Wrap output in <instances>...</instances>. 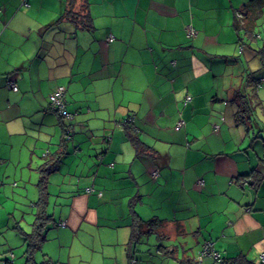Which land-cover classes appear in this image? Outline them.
<instances>
[{"label":"crops","instance_id":"1","mask_svg":"<svg viewBox=\"0 0 264 264\" xmlns=\"http://www.w3.org/2000/svg\"><path fill=\"white\" fill-rule=\"evenodd\" d=\"M246 3L0 0V264H25L35 230V264L38 252L44 264H182L207 240L234 264H256L264 79L254 87L248 72L264 67V0L252 8L259 39L233 28ZM59 86L72 119L48 105ZM50 195L68 203L47 236ZM139 220L152 221L148 239L132 238Z\"/></svg>","mask_w":264,"mask_h":264},{"label":"trees","instance_id":"2","mask_svg":"<svg viewBox=\"0 0 264 264\" xmlns=\"http://www.w3.org/2000/svg\"><path fill=\"white\" fill-rule=\"evenodd\" d=\"M253 1L254 0H249V3L244 4L243 7H242V9H240L238 12L235 13V16L233 18L232 25H233V28L237 32L238 35H240L242 33L247 38L259 39L258 36H260V35H258L259 33H256V31H255L258 28V25H256L254 23V20L256 19V17H257L258 14L255 15V16H253L252 11L255 14V11H254V9H255L256 11H259V13H260L262 5L260 6V4H257V8H255V6L253 4ZM252 8H254V9H252ZM247 9H248V11H247ZM262 44L263 45L261 47H262V50H264V42H262ZM239 51H240V48H239ZM262 56H264V54H262ZM187 103L188 102H186L185 104H187ZM183 124H184V122L182 123V125L180 127H182ZM213 128L216 129V126L214 125ZM246 177H247V179L245 181H249L248 176H246ZM41 182H42V180H41ZM42 185L43 184L41 183L40 186H42ZM40 219L44 222V220L46 219V217L45 216H40ZM151 222L152 221H149V223H143V222H141V220H139V221H134L133 223H131L132 224V226H131L132 227L131 228L132 238L134 237L133 239H138L139 238V235L141 233L144 234L143 233V229H145V228H143V226H148L149 224H151ZM43 237L44 236L41 235L37 230H35V232H33L32 234L26 235V239H27V241L29 243L27 245L26 262H25V264H35L33 262L32 258H31L32 257V253H33V251L35 249H38L39 248V245L42 242ZM205 242H208V240L207 241H204L202 244H204ZM210 242H212V241H210ZM213 245H214V243H213ZM185 263H187V262H185ZM185 263H182V264H185ZM40 264H43V262H41Z\"/></svg>","mask_w":264,"mask_h":264},{"label":"built area","instance_id":"3","mask_svg":"<svg viewBox=\"0 0 264 264\" xmlns=\"http://www.w3.org/2000/svg\"><path fill=\"white\" fill-rule=\"evenodd\" d=\"M195 30L189 29L188 31V37H192L195 35ZM113 40L112 36L108 37V41ZM15 82L12 80H7V86L9 88L15 87ZM191 100L190 96L185 97V103L189 102ZM48 105L49 107L57 113L59 117H66L68 119L73 118V114L68 112L66 110V98H65V88L62 86L57 87L50 95L48 98ZM183 121L179 120L177 123V127H180L182 125ZM87 191L90 190V188L86 189ZM61 226H64L65 223L61 222ZM11 257L13 255L11 254ZM205 258H210L212 261V264H234L233 262L227 260L219 251H217L213 245L212 242L208 241L202 244L200 250L198 251L196 257L185 263V264H203ZM132 263L134 261L132 260ZM256 264H264V251H260L257 253L256 256Z\"/></svg>","mask_w":264,"mask_h":264},{"label":"rangeland","instance_id":"4","mask_svg":"<svg viewBox=\"0 0 264 264\" xmlns=\"http://www.w3.org/2000/svg\"><path fill=\"white\" fill-rule=\"evenodd\" d=\"M264 18V17H263ZM263 26V25H262ZM261 26V27H262ZM248 42H250V41H248ZM262 46V41L260 40V47ZM262 52H264V50H262L261 49V51H260V53H262ZM237 69V67L236 68H234V69H231V71L229 72V74L230 73H232V74H234L233 72L235 71ZM253 72H258V74H259V77L258 78H254L253 80H252V83H253V85H254V87L256 86V82H255V80L256 79H264V67H260V68H258V69H254L253 71H250V72H248V74L251 76V75H253ZM239 74H241V73H239ZM247 73H243V82H244V80L247 78ZM240 77V76H239ZM239 82H240V80H239ZM263 83V86H264V82L262 81L261 82V84ZM261 84H260V86L259 87H261ZM240 86V83L238 84V87ZM240 89V88H239ZM258 89V88H257ZM263 89H264V87H263ZM257 91H259V94H260V96H262V99H263V102H262V104L260 105V106H256L255 107V114H256V119L257 120H261V121H264V92H262V91H260V88L257 90ZM254 121H256V120H254ZM254 121H252V122H254ZM257 122V121H256ZM263 133H264V131H263ZM263 137H264V135H263ZM70 154V153H69ZM70 156H71V154H70ZM69 156V157H70ZM37 162H38V159H37ZM18 185V184H17ZM20 186V185H19ZM41 187V188H40ZM16 188H19V187H16ZM27 188H29V193L28 194H31V193H37V191H39L40 189L41 190H45V186L44 185H42V186H39V184L37 183V185H36V183H32L31 185H27ZM16 192V191H15ZM30 196H33V194L32 195H30ZM34 196H35V194H34ZM56 196H58V197H56ZM175 194L173 195V200L175 199ZM67 204L68 203V201L67 200H65L64 199V197H62L61 198V195H50V200H49V205H48V212L49 213H51L52 215H53V222L50 224L51 226H50V228H49V234L47 235V236H49L50 235V233H51V231L53 230V229H56L57 227H56V225H57V220H58V216H59V204L60 205H63V204ZM26 217H28V214L27 215H25ZM10 219H8L7 217H5V222H4V224H7V222L9 221ZM24 224V222L23 221H21L20 220V224ZM10 225H12V224H10ZM9 225V227H11ZM47 231V232H48ZM11 233V235L12 236H14L15 235V233L13 232V231H11V230H7V229H4V231H3V233H5L4 235H7L8 233ZM143 237H144V239H148V237H146L147 235L146 234H143L142 235ZM152 238H153V236H151ZM55 240H53V241H51L50 243H48L47 245H45L44 246V249L46 250L48 247H49V245L52 243V242H54ZM45 242H47V240L45 241ZM12 251H14V252H17V248H13L12 249ZM54 257V256H53ZM43 257H42V255H41V252H38L37 253V255H36V260H37V263H39V262H43V264H44V262L45 261H43ZM22 260H23V258H22V256H21V253H20V256L18 255L17 256V259H16V261L19 263V262H22Z\"/></svg>","mask_w":264,"mask_h":264}]
</instances>
